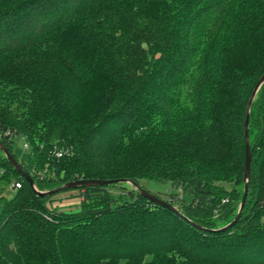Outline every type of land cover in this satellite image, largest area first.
Segmentation results:
<instances>
[{
	"label": "trees",
	"instance_id": "obj_1",
	"mask_svg": "<svg viewBox=\"0 0 264 264\" xmlns=\"http://www.w3.org/2000/svg\"><path fill=\"white\" fill-rule=\"evenodd\" d=\"M263 75L264 0H0V142L19 161L29 141L37 190L164 181L179 211L129 183L40 197L0 148L21 184L0 192V264H264V84L227 227ZM70 191L79 210L49 207Z\"/></svg>",
	"mask_w": 264,
	"mask_h": 264
},
{
	"label": "water",
	"instance_id": "obj_2",
	"mask_svg": "<svg viewBox=\"0 0 264 264\" xmlns=\"http://www.w3.org/2000/svg\"><path fill=\"white\" fill-rule=\"evenodd\" d=\"M264 84V75L261 77L259 80L254 92L252 93V96L250 98L248 108H247V118H246V123H245V138H246V172H245V189H244V195L243 199L241 202V206L238 212V215L236 216L234 222H232L230 225L227 227L232 226L235 224L240 217V214L242 212V209L245 205L246 198L248 195V189H249V178H250V171H251V161H252V153H251V146H250V111L252 104L257 96L258 91L260 90L261 86ZM0 148L6 155L8 161L14 166V168L27 180L29 185L32 187V189L35 191V193L40 196V197H49L54 194H57L62 191H69L71 189H79V188H86V187H91V186H111V185H118V184H123V183H129L133 185L139 192L140 194L148 199L149 201L163 206L167 207L169 209H172L179 213V211L173 207L171 204L166 202L165 200L159 198L158 196L150 193L149 191L145 190L143 187L139 186L136 182L130 181V180H78L74 182H70L67 184H64L61 187L55 188L53 190L47 191V192H40L37 190L35 187V181L31 174L21 165V163L16 160V158L4 147V145L0 142Z\"/></svg>",
	"mask_w": 264,
	"mask_h": 264
},
{
	"label": "rangeland",
	"instance_id": "obj_3",
	"mask_svg": "<svg viewBox=\"0 0 264 264\" xmlns=\"http://www.w3.org/2000/svg\"><path fill=\"white\" fill-rule=\"evenodd\" d=\"M28 144L30 143L26 139H17L13 144V153L19 159V162L23 161L25 163L26 169L28 171H33L34 166L29 157L31 148L29 150L25 148V145ZM125 187H128L129 190H132V187H130V185H125ZM142 187L156 196L162 198L164 197L163 199H167L169 193H175V190L172 188L170 182L146 180L142 182ZM0 192L5 200L12 198L15 190H13L12 187L8 185L3 179H0ZM111 192L115 195H120L125 191L120 189V187H111ZM78 194H79L78 192L76 193L71 191L63 192L60 195L55 196L54 199L51 202H49L48 205L53 210H59L64 212H75L80 209L82 204L81 200L78 197ZM190 199H191L190 196H185V200L190 201ZM236 204H239V200L237 201ZM0 208H1V203H0ZM237 212L235 211L231 214L232 218L236 216ZM230 219L231 217L229 219L226 218L219 219L217 220V224L223 225Z\"/></svg>",
	"mask_w": 264,
	"mask_h": 264
},
{
	"label": "built area",
	"instance_id": "obj_4",
	"mask_svg": "<svg viewBox=\"0 0 264 264\" xmlns=\"http://www.w3.org/2000/svg\"><path fill=\"white\" fill-rule=\"evenodd\" d=\"M25 148L27 150H29L30 149L29 144L28 145H25ZM64 154H66V151H63V150H60V151L57 150L56 153H55V155H56L57 158H61ZM20 187H21V184L20 183H15V184L12 185V189L13 190H17ZM79 199L81 200V202L84 201V199H85L84 193H82V195H80Z\"/></svg>",
	"mask_w": 264,
	"mask_h": 264
},
{
	"label": "crops",
	"instance_id": "obj_5",
	"mask_svg": "<svg viewBox=\"0 0 264 264\" xmlns=\"http://www.w3.org/2000/svg\"><path fill=\"white\" fill-rule=\"evenodd\" d=\"M71 192H76L77 193V191H71Z\"/></svg>",
	"mask_w": 264,
	"mask_h": 264
}]
</instances>
